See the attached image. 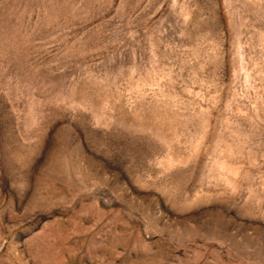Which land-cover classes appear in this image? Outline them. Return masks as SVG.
<instances>
[{"label": "rangeland", "instance_id": "rangeland-1", "mask_svg": "<svg viewBox=\"0 0 264 264\" xmlns=\"http://www.w3.org/2000/svg\"><path fill=\"white\" fill-rule=\"evenodd\" d=\"M0 264H264V0H0Z\"/></svg>", "mask_w": 264, "mask_h": 264}]
</instances>
